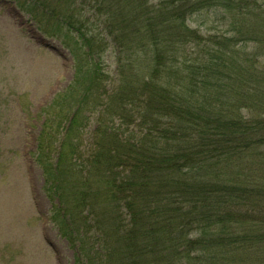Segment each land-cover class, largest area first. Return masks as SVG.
Masks as SVG:
<instances>
[{"label":"trees","instance_id":"trees-1","mask_svg":"<svg viewBox=\"0 0 264 264\" xmlns=\"http://www.w3.org/2000/svg\"><path fill=\"white\" fill-rule=\"evenodd\" d=\"M215 1L26 6L45 31L54 24L47 33L74 56L72 82L41 110L36 152L49 218L75 264H264L263 217L253 231L225 234L228 223L247 219L236 211L241 203L264 198L254 171L244 168L237 185L214 176L224 172L218 155L251 147L264 162V58L245 50L254 38L264 46V29L205 39L188 21ZM113 42L114 74L102 61ZM231 104L255 115L232 118Z\"/></svg>","mask_w":264,"mask_h":264},{"label":"rangeland","instance_id":"rangeland-1","mask_svg":"<svg viewBox=\"0 0 264 264\" xmlns=\"http://www.w3.org/2000/svg\"><path fill=\"white\" fill-rule=\"evenodd\" d=\"M30 1L0 0V264H75L74 249L49 219L50 202L36 152L43 119L41 110L72 82L74 58L65 43L45 34L31 19L25 10ZM228 3L215 1L195 14L188 24L205 39L214 36L216 40L227 32L240 36L247 28L264 29V0H242L246 6L243 10L235 7L236 2L234 7H228ZM259 41L254 38L250 41L252 47L247 45L245 50H257L264 58V46L259 44L263 41L261 38ZM112 47L109 54L102 55V61L114 74L119 50L116 45ZM228 98L231 97L223 96L225 100ZM239 113L244 118L255 115L253 110H239L231 104L229 116L235 118ZM95 124L91 121L88 129L96 131ZM135 129L138 130L137 126ZM87 139L91 141L92 136ZM255 157L251 147L234 155H218L217 167L224 172L214 176L237 185L236 178L241 179L243 169L250 168L254 171L255 186L264 189V162H256ZM105 188L100 185L102 194H106ZM236 211L247 219L228 223L225 234L229 238L242 235L244 230H255L259 224L255 221L264 218V198L258 201L252 195ZM195 216L199 218L197 213ZM221 229L217 226L216 231ZM250 241L247 243L251 244ZM228 244L226 249L233 242Z\"/></svg>","mask_w":264,"mask_h":264}]
</instances>
